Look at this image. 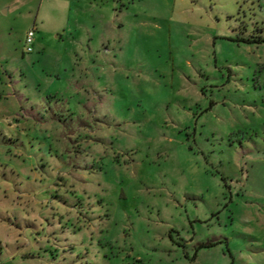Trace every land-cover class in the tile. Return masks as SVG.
Here are the masks:
<instances>
[{
  "label": "rangeland",
  "instance_id": "obj_1",
  "mask_svg": "<svg viewBox=\"0 0 264 264\" xmlns=\"http://www.w3.org/2000/svg\"><path fill=\"white\" fill-rule=\"evenodd\" d=\"M88 1L78 100L0 9V264H264V0Z\"/></svg>",
  "mask_w": 264,
  "mask_h": 264
},
{
  "label": "crops",
  "instance_id": "obj_2",
  "mask_svg": "<svg viewBox=\"0 0 264 264\" xmlns=\"http://www.w3.org/2000/svg\"><path fill=\"white\" fill-rule=\"evenodd\" d=\"M90 5L91 2L88 0H0V9H4L5 15L18 14L30 22L31 26L27 32L35 28L33 51L39 54V59L48 50L50 42L54 44L53 46L67 45L69 50H72L69 58L64 59L60 56L57 58L55 71L51 76L55 78L52 86L56 80L61 81L63 78L70 80L69 83L82 85L80 88L71 86L68 90L71 100L74 98L78 100L80 95L85 96L83 85L90 84L93 87L87 79L88 63L85 60L88 52L92 51L94 40L92 32L96 31L102 42H108L114 30L110 20L105 19L100 13L95 15V11L89 8ZM75 66L78 68L82 66V71L76 76H74L76 73L72 72ZM54 91L52 94H58L57 90Z\"/></svg>",
  "mask_w": 264,
  "mask_h": 264
},
{
  "label": "built area",
  "instance_id": "obj_3",
  "mask_svg": "<svg viewBox=\"0 0 264 264\" xmlns=\"http://www.w3.org/2000/svg\"><path fill=\"white\" fill-rule=\"evenodd\" d=\"M35 28L28 30L24 37V48L25 52L30 54L33 52Z\"/></svg>",
  "mask_w": 264,
  "mask_h": 264
}]
</instances>
